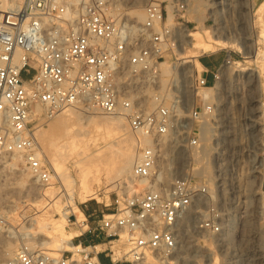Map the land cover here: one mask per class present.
I'll return each instance as SVG.
<instances>
[{
    "label": "built area",
    "instance_id": "2783aa9c",
    "mask_svg": "<svg viewBox=\"0 0 264 264\" xmlns=\"http://www.w3.org/2000/svg\"><path fill=\"white\" fill-rule=\"evenodd\" d=\"M135 4L0 0V188L14 155L41 183L52 182L53 167L37 131L68 104H90L109 115L122 111L133 131L151 139L139 151L131 184L117 193L107 213L69 217L81 230L75 250L54 257L22 243L9 264H159L177 256L191 225L197 234L222 239L233 231L220 208L207 203L206 178L182 169L167 182L159 166L162 141L187 133L189 145L198 147L213 132L216 109L204 100L187 108L179 77L163 85L160 64L177 48L178 32L167 25L164 1L145 3L143 21L130 14ZM177 8L186 9L185 3ZM237 63L226 51L213 85ZM191 85L212 87L199 71ZM88 234L111 245L107 261L96 244H85ZM196 257L205 260L198 249L191 258Z\"/></svg>",
    "mask_w": 264,
    "mask_h": 264
},
{
    "label": "rangeland",
    "instance_id": "374dc122",
    "mask_svg": "<svg viewBox=\"0 0 264 264\" xmlns=\"http://www.w3.org/2000/svg\"><path fill=\"white\" fill-rule=\"evenodd\" d=\"M163 1L167 10L173 14L172 24L168 19L166 20L170 28L177 31V28L187 24L193 29L197 25L193 18L197 16L201 20L200 24L204 27L203 29L208 28L214 36L220 35L230 42L227 45L218 46L214 54L222 58L226 51H230L238 62L224 73L221 89L214 91L212 89L214 85H211L212 87L207 89L200 88L199 94L195 95L191 90V81L194 73L202 72L203 68L192 65V62L182 63L181 53L192 55L194 49L192 50L185 42L181 34L178 33L177 48L162 60L169 58L178 68L176 70H180L179 73L175 72V76L181 80L187 108L190 109L194 104L200 106L202 100H206L216 109V117L212 121L214 127L212 135L209 139L202 138L198 147H191L188 143V134L182 133L177 137H167L164 144L162 141V148L170 149L171 165L177 167V173L184 169L189 172L190 176L207 179L209 188L207 203L217 205L224 214L225 222L234 224V227L237 226L238 229L233 230V237L222 239L207 233L197 234L191 225L183 231L180 251L171 259L174 264H191V261L188 262V259H182V257L190 254L188 257L191 259L195 249H198L205 256L204 261L210 257L215 264H264V207L261 205L264 200V165L261 164L264 146H260V142L264 143V55L256 57L257 52L264 51V36H261V30L264 29V15L259 19L257 13L258 7L264 5V0H231L228 4L222 5L219 4L220 0H155V2ZM183 2L186 9H178L177 5ZM187 18L191 21H186ZM201 56L198 57L199 60ZM242 67L245 69L241 70ZM172 76L162 74V78L167 79V82L174 77ZM203 92L212 94V99H201ZM76 105L82 117L77 112L69 116L60 111L37 131L41 151L53 167V184H43L37 180L35 182L37 188L29 191L27 179L34 181L36 177L21 164V160H18L14 173L8 172V180H5L7 173L5 171L0 197V224L5 228L18 230L17 233L20 235L13 238L7 231L0 236V263L10 259L3 258L4 243L15 239L18 249L24 241L21 236L22 231L24 233L26 229H35L44 211L53 218H60V212L52 204L54 197L59 198L68 211L66 229L81 232L69 221V217L72 221H74V216L79 219L83 217H79L78 212L72 211L68 202L70 193L78 198L79 168L71 160L72 156L66 161L57 157L54 147L60 140L69 141L76 137V132H67L68 127L76 129V126L80 125L78 129L82 130L77 138L86 140L88 136L83 134L84 130L97 128V126L95 128V122H89L88 118L95 114L108 119L111 115L90 104ZM77 114L81 118H78ZM100 127L101 131L105 129L104 126ZM123 133L137 140L141 139L127 122L117 130L114 136ZM132 137L129 138L133 139ZM112 139L115 140L110 135L108 142L111 143ZM49 141L54 142L55 145L53 146ZM104 143L102 141L100 145L104 146ZM125 143L119 142L114 147L115 152L120 154L127 146ZM144 145H140L139 151ZM60 173L63 174L61 177H59ZM105 181L103 177L99 200L78 202L84 213H95L99 216L107 213L111 208L109 204L113 203L117 193L124 188L127 182L124 180L119 186L116 185L117 183L113 185L115 182ZM7 182L10 184L6 185ZM51 185L55 188L54 192L44 196L40 194V189ZM106 193L109 194L106 195ZM12 215L21 219L16 220V217L13 218ZM27 240H29L28 236L24 242L26 243ZM83 240L86 245L90 242L99 244L96 250L102 256L107 255V248L111 246L103 237L97 238L88 234L83 237ZM78 242L79 240H74V243L78 244ZM33 246L41 247L46 252L49 251L38 243ZM199 264L204 263L201 260Z\"/></svg>",
    "mask_w": 264,
    "mask_h": 264
},
{
    "label": "bare ground",
    "instance_id": "6f19581e",
    "mask_svg": "<svg viewBox=\"0 0 264 264\" xmlns=\"http://www.w3.org/2000/svg\"><path fill=\"white\" fill-rule=\"evenodd\" d=\"M228 1L231 2V0H220L219 4H228ZM155 2V0H147L146 2L144 0H136L135 7L131 10L130 14L137 20V21H143L145 18V11H140L144 10V5L145 3H152ZM139 12V13H138ZM258 17L259 19L264 15V5H260L257 10ZM264 18V17H263ZM262 18V19H263ZM142 19V20H141ZM168 21L172 24L173 22V14L168 11ZM194 21L197 22V25L195 28H189L187 24L182 25L179 29L177 28V32L182 35V37L185 38V42L192 48L194 49V54L188 55L181 53L182 55L180 56L182 59V63L187 64L192 62V65L194 64L195 66H198L200 68H203V65L201 64L199 60V56L206 54V53H214L218 46L221 45H227L230 42L226 39H223L220 35H213L211 30L206 28L203 29L204 27L200 24L201 20L196 16L193 18ZM186 21H191V19L187 18ZM257 21V20H256ZM261 22V21H260ZM264 22V19H263ZM263 26V24H261ZM264 28V27H263ZM261 36H264V29L261 30ZM264 55V51L262 52H257L256 57L258 58L259 56ZM180 63V62H179ZM175 63H172L169 58L167 60H164L161 62L160 67L162 70L163 76H171L173 78H176L177 76L175 72L179 73L180 70L178 69L175 65ZM245 68H241V70H244ZM176 70V71H175ZM224 75V74H223ZM163 85H166L167 79L163 78ZM222 86V80L218 81L212 89L214 91L221 89ZM210 88V87H207ZM206 88V89H207ZM191 90L195 95H198L199 92L196 88L192 87L191 85ZM193 94V95H194ZM201 99H212L213 97L212 94H209L207 92L201 93ZM217 97V96H216ZM220 100V98H217ZM206 101V100H204ZM209 102V101H206ZM77 103L75 104H68L65 105L60 111L67 113V115L71 116L70 114H76L78 113L77 110ZM97 108V107H96ZM95 111V110H94ZM79 115L81 114L80 112L78 113ZM77 114L78 118L79 117ZM90 115V114H89ZM95 114L91 115L88 119L89 122H95V128L94 130H84L83 134L87 135L88 138L86 140L84 139H78L77 136H79V133L81 132L80 129L77 128L75 129H70L68 127L67 132H76V137H73L69 141L67 140H60L56 146L54 147L56 150V155L57 157H60L61 160L66 161L70 156H72V161L74 165H76L79 168V176H80V190L78 193V198L74 196V194L70 193L69 196V206L71 207L72 211L78 212L79 217H85V213L82 210V208L78 205V202L85 203L89 200L93 199H100L99 196V190L100 186L102 183V178L110 182H115L113 185H119L121 184L124 180L127 181L126 184H131L132 179H133V168L136 165V163L139 161V147L140 145H147L150 143L151 139L148 136H143L141 139L137 140L135 137L133 138L132 136L127 135L126 133L120 134V135H115L117 130L123 126V124L126 122L125 118V113L124 112H119L115 115L109 116L108 119L106 117H98L94 116ZM100 126H104L105 129L102 131L100 130ZM80 128V127H79ZM83 128H85L83 126ZM102 129V128H101ZM74 130V131H73ZM214 130V129H213ZM211 130H208L205 133V136H209V133H211ZM42 133V130H41ZM81 134V133H80ZM113 136L115 140L112 139V142H108L109 136ZM132 137L133 139H130L129 137ZM209 137L207 139H209ZM112 138V137H111ZM135 139V140H134ZM206 139V138H205ZM105 142L104 146H101V142ZM119 142H126L125 145L126 148H123L124 150L119 154L116 153L114 150V147L118 145ZM165 140H163L164 144ZM50 144L53 146L55 145L54 142L49 141ZM260 146H264V143L260 142ZM161 158L159 160V166L163 169L166 170V181L169 182L171 179H173L176 175V169L177 167L173 166L172 163V158L170 157V149L169 148H162L161 144ZM43 152V151H42ZM21 156L14 155L12 157L11 164L9 167H6L4 170L3 176L5 174V171L7 172L5 174L6 179L8 180L9 178V173H14L17 165L18 160H21ZM55 159H57L55 157ZM262 165H264V157L262 156ZM172 166V167H171ZM205 168V167H204ZM205 170V169H203ZM9 172V173H8ZM204 172V171H203ZM63 174L60 173L59 177H61ZM4 180V179H3ZM38 179L35 178L34 181L31 179H27V182H29L27 185L29 187V191H33L34 189L37 188L35 185V182ZM74 181V180H72ZM53 182V181H52ZM51 182V184H53ZM3 183V181H2ZM75 183V182H74ZM73 183V184H74ZM6 185L10 183H5ZM120 186V185H119ZM2 187V185H1ZM126 187V186H124ZM74 188V187H73ZM41 195H46L50 194L55 191V188L53 185L42 188L40 189ZM122 190V189H121ZM120 190V191H121ZM258 190H260V187H258ZM73 192V191H72ZM257 192V191H256ZM264 192V191H263ZM0 193H1V188H0ZM109 193H106V195ZM105 195V196H106ZM109 195L107 196V198ZM53 206L56 208L58 212H60V218H53L51 215H48L46 211L45 213L40 215L39 217V222L37 224V227L35 229H26V231L22 234L23 240L25 241V238H29V240L26 241V244H28L31 247L33 244L38 243L39 245L43 246L45 249L49 251H45L51 256L58 257L62 254V250H75V247L77 246L76 243L73 242L74 238L77 237L80 233L74 232V231H69L66 229V224H67V209L64 207L63 203L61 200L57 197L53 198ZM262 207H264V200L261 202ZM2 215V214H1ZM13 218L16 217V220H20V217H17L15 215H12ZM6 224V223H5ZM21 230V229H20ZM234 231L238 230L237 226L233 227ZM9 235L13 238L17 237L18 234L16 230L13 228L7 227L5 228L3 225L0 224V236L3 235V232H7ZM19 237V236H18ZM229 237H233V231H231V234ZM22 243H25V242ZM21 245V244H20ZM17 247L18 243L15 241V239H10L4 243V248H3V258H10L11 260L14 255L17 253ZM99 247V244L97 245ZM43 249V248H42ZM44 250V249H43ZM61 251V252H60ZM186 252H189L186 250ZM188 255H184L183 258L188 259L191 264H199V261L202 259L200 257H196L194 259H189ZM200 256V255H199ZM192 257V255H191ZM165 259V260H164ZM163 260L159 261V264H174V261L171 259V257L164 258ZM9 260H5L1 262L0 264H9ZM187 262V263H188ZM204 264H215V261L209 257L206 261H203Z\"/></svg>",
    "mask_w": 264,
    "mask_h": 264
},
{
    "label": "crops",
    "instance_id": "0c3cea01",
    "mask_svg": "<svg viewBox=\"0 0 264 264\" xmlns=\"http://www.w3.org/2000/svg\"><path fill=\"white\" fill-rule=\"evenodd\" d=\"M223 58L224 56L221 58L220 56H217L214 53H206L200 57V62L203 65V70L201 73L208 78L210 86L213 85L214 82L213 72L222 63ZM86 207L87 209H89L88 206ZM102 258L107 261L105 256H102Z\"/></svg>",
    "mask_w": 264,
    "mask_h": 264
}]
</instances>
